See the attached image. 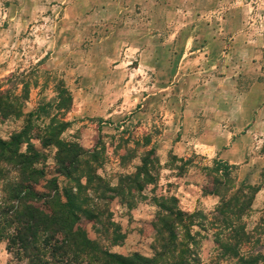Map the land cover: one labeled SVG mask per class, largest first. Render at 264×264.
I'll return each instance as SVG.
<instances>
[{"label": "rangeland", "instance_id": "rangeland-1", "mask_svg": "<svg viewBox=\"0 0 264 264\" xmlns=\"http://www.w3.org/2000/svg\"><path fill=\"white\" fill-rule=\"evenodd\" d=\"M0 93V138L31 122L48 179L65 185L56 158L77 147L109 231L86 228L112 253L154 257L165 205L193 216L183 238L218 264L200 227L226 186L263 185L249 228L262 216L264 0H0ZM0 264L24 263L1 241Z\"/></svg>", "mask_w": 264, "mask_h": 264}, {"label": "trees", "instance_id": "trees-1", "mask_svg": "<svg viewBox=\"0 0 264 264\" xmlns=\"http://www.w3.org/2000/svg\"><path fill=\"white\" fill-rule=\"evenodd\" d=\"M11 109L16 118L22 117L17 104ZM33 131L34 126L29 122L8 140L0 138V178H3L0 242L7 243L13 260L24 264H207L197 246L183 238L184 231L190 236L191 228L181 222L193 216L165 205L158 218L162 222L159 238L163 245L156 247L152 258L138 253L129 257L118 255L99 239H91L87 223L94 228L100 225L102 235L109 231L106 223L99 220L102 213L94 209L95 204L90 205L92 200L86 194L98 177L81 170L77 164V147L71 145L60 149L56 158V172L66 179L65 185L61 186L58 177L48 179L49 156L36 148ZM219 171L220 185L226 186L225 180L232 175V168L218 165ZM261 176L264 184V169ZM225 188V193H220L218 208L209 214L211 218L201 225V231H215L218 264H264V210L253 228L246 221L253 213L252 203L263 185L244 184L231 195L230 188ZM171 201L177 202L175 198ZM173 216L180 220L171 224Z\"/></svg>", "mask_w": 264, "mask_h": 264}]
</instances>
